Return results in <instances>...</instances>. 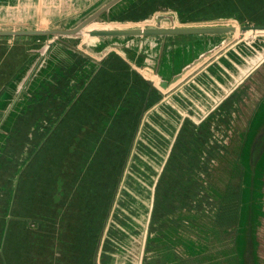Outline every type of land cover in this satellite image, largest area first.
Segmentation results:
<instances>
[{
  "label": "trees",
  "instance_id": "16d2710c",
  "mask_svg": "<svg viewBox=\"0 0 264 264\" xmlns=\"http://www.w3.org/2000/svg\"><path fill=\"white\" fill-rule=\"evenodd\" d=\"M263 2L264 0H123L119 7L105 18L117 21H140L147 18L150 14L170 11L176 13L178 19L184 23L235 19L242 24L264 25V9L261 6ZM249 10L252 11L249 12ZM26 39L36 42L37 40H44V37H27ZM72 41L76 42L77 39ZM40 46L41 44H37L27 49L29 57L28 59L26 58V62L13 73L11 79H7L8 82L0 87V162L7 152L13 134L21 120L40 106H45L43 102L45 99L53 101L47 115L43 118L34 116L32 123L23 124L22 126L25 132L24 135L30 142L28 146L34 144V138L38 140L39 136L38 133L35 135L34 132L30 134L32 128L43 129L41 125L45 121L53 122L48 133L55 136V132L52 133V129L57 126V121L62 120L75 101L81 97L82 101L87 105L81 109L79 115L77 114L72 129L86 132L78 133L73 131L70 134H65L70 136H68L70 141L68 147L66 146V141L63 145H60V150H57L56 135L51 140L52 144L46 160H39L40 152L37 153L32 161V166L21 177L20 189H34L37 196H54L53 201L55 203L50 206L51 209L49 211L46 209L45 212L50 220L55 221L57 218L63 219L66 216L62 213L63 210L67 211L63 209V206L66 203V199L71 195L66 190L78 185L77 189L83 198L79 197L77 199V196H75L78 206L74 213L76 212L75 220L83 221L80 225L73 227V231L71 230L72 235L68 234L67 225H64V238L70 235L69 239L74 240L72 242L80 256L79 264H98V261L99 263L107 264V260L110 257L107 253L115 251V242L118 235L117 226L132 225L134 223L133 219L131 222L128 221L133 215V210H129L127 205H129L130 201V205L134 210L137 207V204L135 205L137 200L131 197L130 189H134V175L140 171V162H142L145 155H155L157 159L162 156L159 150H163V136L161 138L162 144L153 143L152 138L149 139L148 136L144 135L146 130L138 137L142 117L148 112V106H144V100L149 90L154 91L160 98L162 96L120 54L112 52L98 61L77 49L76 46H71L69 41L66 40V42H57L52 46L45 64L33 78V83L29 85L26 93L20 96L10 114L3 121L4 109L15 96V81L17 82L21 78L22 72L27 70L29 64H25L32 61L34 57L33 49ZM101 48L102 46L98 47V49ZM132 57H135L134 53ZM145 58L144 54L139 55L140 64L144 63ZM109 62H118L122 67L121 69H123L124 75L122 76L117 70L103 72L105 70L104 64ZM261 68L247 79V83H243L237 88L235 93L223 101V104L221 103L222 105L211 112L200 126L196 127L192 120V122L189 121L194 140L201 136L199 130L208 126V128L216 132L218 122L222 124L220 131L223 135L221 139L218 137V139L212 140L213 143L217 142L218 145L222 146V148L218 149L219 155L215 154L213 157V175L220 174L222 177V186L218 189H223L225 192H235L234 211H236V217L230 224L224 226H219L220 224L217 225L214 221L212 228H208V234L203 239L202 225L196 223L197 221L199 222V219H191L189 216L190 212H194L192 213L193 216H195L194 214H199L201 212L200 209L188 210L189 212H186L185 209L169 211L171 214L177 211L178 213H175L176 219L179 223L183 220L184 222L180 225H173L172 220V223L162 225V229L157 230L159 225L156 226L154 231L150 229L152 225H149V242L143 260L145 264H149L152 258L155 260L161 259L163 264H184V262L186 264H252V260H247L249 254L253 255V264H264V252L261 250L262 243L260 241L262 235L260 228L263 225H261L262 222L259 219V215L264 213L262 199L264 197V165L261 171L264 153L257 164L253 182L251 180L252 173L249 155L259 125L264 120L261 109H258L256 114H261L258 118H261L260 121L254 117L255 122L250 121L249 123L253 104L264 95V71ZM109 77H112V81L105 84L106 79ZM94 80L100 85L92 91L95 92L93 98L90 96L89 99L84 100L82 93L88 90L89 86L91 87V83ZM132 86L136 88L130 89ZM132 91H135V94L142 97V99L134 100V95L131 94ZM122 94H126V98H123L122 102L119 103L118 97ZM236 95L241 96L242 99L240 101L243 106L240 109L236 102H232V110L229 111L224 105L229 99H235ZM122 111H126L127 120L120 117ZM131 112L132 114L128 118ZM235 112L236 114H234ZM221 116H229L228 121L221 120ZM235 119L238 120V128L232 125ZM184 122L180 131L185 128ZM256 123L259 124L247 142V140H244V135H249L250 128L254 127ZM107 128L112 130L107 133L108 139L105 141L102 138V133L105 134ZM180 131L156 182L155 198L157 193H159L160 180L163 179V175L166 172L168 173L171 170L169 165L171 156L183 160L182 167L184 164L185 167H183L182 172L187 175L190 174L195 151H199V157L202 156L201 152H203V149L199 150L191 145L190 142L191 147H189L188 152L177 149V147H180L178 144ZM82 138H85V144L83 143L82 146L86 148L87 152L90 146L94 147V151L91 149V152H94L92 156L94 162L90 166V175L86 176L87 161H82L84 154L77 146V143ZM225 139H227L226 142ZM41 142L42 140L40 142L37 141L36 146H40ZM155 147L160 149L155 150ZM66 148V154L64 155ZM75 149V158L71 163L69 159L72 158V153ZM190 152L192 153V160L187 163L186 158ZM62 156H64L63 161L61 160ZM145 165L151 174H154L152 176L154 178L156 174L154 166L150 163ZM20 169H18L17 173ZM196 171H199V169H196ZM30 172H32L31 178L28 176ZM176 173L178 174V172ZM151 174L148 176L150 182L144 181L145 185L153 183ZM125 177L126 180L124 181ZM122 184L127 189L123 188ZM208 187L216 190L214 181L208 184ZM181 189H184V192L186 191L185 183L174 187L175 192L172 197L181 193ZM249 189L253 195L250 205L248 203ZM61 196H65L64 200L60 199ZM244 197H247V203L244 202ZM56 202H59V206ZM259 204H261L260 212L257 215ZM126 207L129 213L123 210ZM250 209H253V223L256 225H245ZM153 211L154 206L152 215ZM169 212H166V215L160 218V220L163 219L162 222L172 217ZM242 212H245L243 217ZM37 216H39V213ZM154 222L158 221L154 219ZM108 225L110 227L107 230L108 236H106L105 230ZM190 225L195 228H192V230L194 229L192 234L187 233L189 230L187 227H190ZM249 229L253 230V246L252 243H249L251 239V237H248V235L250 236ZM56 231L57 229L54 227L53 235L49 236L53 243L50 242L51 244H48L46 242L47 237L46 240L41 241V249L48 248L50 251L51 247L56 246ZM237 231L239 232V241L236 240L237 233L235 232ZM222 232H228L229 236L227 237L229 238L224 241L220 240V233ZM173 233L176 235L174 238H172ZM153 242L156 243L155 247ZM105 244L108 246L107 251L104 249ZM62 246L64 248V245ZM101 247L103 252L98 258V252ZM71 252L74 253V249ZM152 253L153 255H151Z\"/></svg>",
  "mask_w": 264,
  "mask_h": 264
},
{
  "label": "water",
  "instance_id": "95a60500",
  "mask_svg": "<svg viewBox=\"0 0 264 264\" xmlns=\"http://www.w3.org/2000/svg\"><path fill=\"white\" fill-rule=\"evenodd\" d=\"M8 1L11 3L14 2V0ZM25 1L27 5H31L35 0ZM122 1L123 0H98L92 4L94 7L79 20L59 28L41 29L14 27L12 25L0 27V37L7 36L8 39L44 37L42 45L39 48L33 49L34 57L32 61L25 64H29L27 70L22 72V76L17 82L15 81V96L4 109L3 121L10 114L14 104L18 101L20 96L26 93L29 85L33 83V78L45 64L52 46L57 42H66V40L69 41L71 46H76L77 49L93 58L97 57L98 60H101L112 52L120 54L130 63L131 67L148 80L162 96L160 101L151 108L148 114L150 115L157 112L163 114L164 119L167 120L166 126L168 130L163 138V150H159L162 156L157 159L154 155V163L148 161V159L153 160V155H149L151 158L145 155L142 162H140V171L134 175V189H130L131 197L137 200L135 203L137 207L134 210L130 205V201L129 205H127L129 210H133L135 214H133L132 217L129 214L131 219L128 221L131 222L133 219L134 223L132 225L117 226L118 235L115 242V251L107 253L110 255L107 264H122V262L125 264H136L139 260H144L149 242V225L155 200V185L166 164L184 120L189 118L193 122L200 124L211 112L218 108L226 98L235 93L237 88L243 83H247V79H249L255 71L260 67H262L261 70L264 71V25L242 24L237 20L236 22H238V24H234L236 22L224 23L220 21L222 19L184 23L178 19L176 13L170 11L156 12L140 21H117L105 18L113 10L117 9ZM39 3L42 4V2ZM5 4H7V2ZM162 13H170L171 17H167V15L164 16ZM158 15L159 17H156ZM164 18H168L172 24L163 25L162 21ZM153 21H156L155 26L149 24V22ZM114 24L116 25L114 26ZM237 32L239 33L237 41L234 42L230 48V45L227 46L226 52L220 54L216 59H212V61L207 63L202 69L193 73L191 77L185 76L190 73L199 62H203L205 58L211 57L216 51L225 48L226 44H230L231 37ZM248 32L253 35L251 38L249 37L250 39L248 38L249 40H246V34ZM85 34L88 35L91 40L95 41L90 44L83 43L82 37ZM179 36L193 37L194 39L192 40H196L195 43H200L202 46L198 54L195 55L192 60L184 63L181 68L177 70H171L175 61V56L179 51L185 48L179 47L178 45L187 43L181 42L172 44L171 39ZM158 37H161L162 40H159ZM74 39H77V41H72ZM100 46H102V48L98 49ZM133 53L135 54L134 58L132 57ZM140 54H144L146 57L143 64L139 62ZM255 61H257L256 64H253ZM166 65L168 68L167 71L170 73L168 76H165L163 71H161V68ZM143 72L155 75L159 79V86L151 80V77L149 78L147 75H144ZM184 77L186 78L180 82ZM224 79H229L230 88H228L226 84L222 85L221 81ZM202 95L209 96V100L212 101L213 106L207 108L206 101H202V107L200 108L197 106H190V102L195 103L196 100H201ZM159 125L162 126V123H159ZM259 127L252 142L249 154L252 182L254 181L253 177L257 164L264 153V120L260 123ZM158 149L160 148L155 147V150ZM146 163H150L154 166L156 172L154 178H152L154 174H151L145 165ZM143 167H146L147 171L143 169ZM150 174L153 183H151V185H145L144 181L150 182V180H148ZM139 175H142L141 179L138 178ZM125 180L126 177L124 181ZM122 187L126 188L123 184ZM134 192H139L140 196L137 197ZM262 199L264 205V197ZM127 207L123 209L126 213L129 211ZM259 216L262 222L261 225H264V213H261ZM247 218L248 220H246L245 225H256L253 223V209H250ZM109 227L110 225L106 227V236H108L107 230ZM248 232H250V236L247 234L248 237H251L249 243H252L253 246V230L249 229ZM127 251H129L131 255L127 256ZM102 252L103 250L101 247L99 252L100 256ZM247 260H252L253 264V255L249 254ZM98 264L106 263H99L98 261Z\"/></svg>",
  "mask_w": 264,
  "mask_h": 264
},
{
  "label": "flooded vegetation",
  "instance_id": "af4514ba",
  "mask_svg": "<svg viewBox=\"0 0 264 264\" xmlns=\"http://www.w3.org/2000/svg\"><path fill=\"white\" fill-rule=\"evenodd\" d=\"M261 6L264 9V2L261 3ZM251 11L252 10H249V12ZM187 38L193 37L179 36L171 40H185ZM95 59L98 60L97 57H95ZM104 67L105 70H103V72H111L112 70H117L122 74V76L124 75L123 69H121L122 67L118 62L106 63L104 64ZM110 81H112V77L107 78L105 84L110 83ZM99 85L100 84H98L97 81L94 80L93 83H91V87L89 86L88 90L82 93L83 99H89L90 96H92L93 98L95 92L92 91L95 90ZM135 88V86H132L130 89ZM131 94L134 95L133 99L136 101L142 99V97L135 94V91H132ZM118 98L119 103H121V100L123 98H126V94L119 95ZM234 98L235 99H229L224 105V107L229 111L232 110V102H236V105L240 109L243 106V103L240 101L242 99L241 96L236 95ZM78 99L75 101L72 108L67 112L64 118L60 121H57V126L52 129V133L55 132V136H52V134L48 133V130L52 126L51 124H53V122L45 121L41 125L43 129L41 128V130H39L36 127L32 128L30 134L34 132L35 135H37L38 133L39 136L38 140L37 138H34V144L28 146V143L30 144V142L29 139L25 137V132L22 128L23 124L32 123V118L34 116L43 118L45 115H47L49 107L53 101H48L46 99L43 101L45 106H40L39 108L35 109V111L23 118L13 134L7 152L0 162V264H79L80 256L78 254L77 248L73 244L74 240L69 239V236L72 235L73 227L75 225H80V223L83 221L79 219L75 220L76 212L74 213V210L78 206V201L76 200L75 196H77V199H79V197L83 198V196H80V192L77 189L78 185H75L70 190H66L71 194L66 199V203L63 206V209L67 211L63 210L62 213L66 216L63 217V219L57 218L55 220L56 222L50 220L45 212L46 209L49 211L51 209L50 206L55 203V201H53L55 198L54 196H37L34 189H20L21 177H23L25 175V172L28 171L29 167L32 166V161L35 159L38 152H40L39 160H46L52 144L51 140H53L56 135L57 150H60V145H63L65 141L66 146L68 147L70 140L68 138L69 135L66 136L67 134H70L73 131H77L78 133L86 132L80 131L79 129H72L77 114L79 115V113H81V109H83L87 105L82 101L81 97H79ZM159 99L161 98L151 89L149 90L146 99H143L144 106H148V112L142 117L141 124L139 126L140 132L138 135V137H140L142 132L146 130L144 132V135L148 136L149 139L152 138L153 143L156 144H162L163 141L161 140V138L162 136H165V133L168 130L166 126L167 120L164 119L163 114H159L156 112L148 115L151 110L150 107H154ZM258 109H261L262 115L264 116V95L261 99L258 98L257 101L253 104V111H251V113L253 115H256V111ZM131 114L132 112L130 113L128 118H130ZM234 114H236V112ZM120 117L127 120L126 111H122ZM228 118L229 116H221V120H224L225 122L228 121ZM251 118V122H255L254 116ZM189 121H191V119L189 120V118L185 120V128L180 131V137L178 138V144L180 145V147H177V149L188 152L189 147H191V143V145L198 148L199 150L203 149V152H201V155L203 157H199V151H195V154H193V165L190 169V174L187 175L182 172L183 167H185V164L182 167L183 160H179L175 156H171V159H169L171 170H169L168 173L166 172L165 175H163V179L159 182V193H157V197L154 200V211L153 215H151L150 220V225H152V227L150 229L154 231L156 226L158 225L159 226L157 230L162 229V225H168V223H172V220L173 225H180L184 222V220L181 223L178 222V220L176 219V214L178 213L177 211L185 209L186 212H189L198 208L201 210L199 214H194L195 216H193L192 213L194 212H190L191 214L189 216L191 219H199V222L197 221L196 223L202 225V235L204 239L208 234V228H212V223L214 221L217 225L220 224L219 226H224L226 224H230L234 217H236V211H234L235 192H225L223 189H218L220 188V186H222V177L220 176V174L213 175V157L215 154H218V149L222 148V146L220 144L218 145L217 142L213 143L212 140H216L218 139V137L221 139L223 135L220 131L222 124L218 122L216 132L206 126L205 128L199 130V134H201V136L197 140H194L191 132L192 128L189 126ZM202 122L200 124H197L195 122L193 123L194 126L198 127L202 124ZM159 123H162V126H160ZM237 123L238 120L235 119L232 125L235 128H238ZM156 124L158 125V127L156 126ZM110 130L112 129L107 128V130H105L106 133H102V138L105 141L108 139L107 133L110 132ZM41 140V145L36 146L37 141L40 142ZM84 141L85 138L80 139V141L77 143V146L84 154L82 161H87L88 168L85 174L86 176L90 175V166L94 162V159L92 158L94 152H91V149L92 151H94V147L90 146V149L87 152L86 148H83L82 146ZM226 141L227 139H225V142ZM66 150L67 148L65 149L64 155L66 154ZM75 154L76 149L72 153V158L69 159L71 163L74 161ZM63 158L64 156L61 157L62 161ZM190 160H192L191 152L186 158L187 163L190 162ZM18 169L20 170L17 173ZM196 169H199V171H196ZM176 172H178V174ZM28 176L31 178L32 172H30ZM213 181L216 184V190L210 189L208 187V184L212 183ZM181 183L186 184V191L184 192V189H181V193L175 194L172 197V194L175 192L174 187L179 186ZM64 197L65 196H61L60 199L64 200ZM56 204L59 206V202H56ZM171 210H177L175 212L176 214H171V212H169ZM166 212H169L172 217L165 222H162L163 219L160 220V218L163 215H166ZM38 213L39 216H37ZM154 219L158 222H154ZM64 225H67V232L68 234H70L67 238H64ZM153 225L155 226L153 227ZM54 227L57 229L55 233L56 246L51 247L50 251L48 248L41 249V241L46 240L47 237L48 238L46 242L48 244L53 243L49 239V236L53 235ZM188 228L189 230L187 233L192 234V231L195 228L192 225H190V227H187V229ZM192 228L194 229L192 230ZM235 233H237L236 240L239 241V232L237 231ZM175 236V233H173L172 238H174ZM227 236H229L228 232H222L220 233L219 239L224 241L225 239L229 238ZM153 243L155 247L156 243ZM62 245H64V248ZM72 249H74V253L71 252ZM104 249L106 251L108 250L107 244L104 245ZM151 255H153V253ZM151 263L163 264V261L161 259L155 260L154 258H152L149 264ZM137 264L145 263L143 261H140ZM184 264H186V262H184Z\"/></svg>",
  "mask_w": 264,
  "mask_h": 264
},
{
  "label": "rangeland",
  "instance_id": "374dc122",
  "mask_svg": "<svg viewBox=\"0 0 264 264\" xmlns=\"http://www.w3.org/2000/svg\"><path fill=\"white\" fill-rule=\"evenodd\" d=\"M98 0H35L33 3H31L30 6V11L32 12L31 14H28L29 11L25 12L23 15H34L33 19H30L29 21L25 20V22L17 23L14 25H20L19 27H26V28H41V29H50V28H59L66 26L68 24H72L73 22L79 20L82 16H84L86 13H88L94 6L92 5L93 3L97 2ZM42 2V12L38 13L37 8H38V3ZM67 4H69V7H66ZM34 13V14H33ZM157 15V14H156ZM162 15H167V17H171L170 13H162ZM173 15V14H172ZM156 17H159L156 16ZM221 22L224 23H234L236 20L233 19H222L220 20ZM241 23V22H239ZM146 24V23H144ZM151 26L156 25V21L149 22ZM163 25H171L172 22L169 21L168 18H164L162 21ZM238 24V22L234 23ZM116 24H114L115 26ZM120 25V24H118ZM5 25H0V27H4ZM99 27V25H98ZM253 34L247 33L246 34V40H249ZM239 37V33H235L231 37V43L226 44L225 48H222L218 51H216L211 57L205 58L203 62H199L197 66H195L190 73H188L185 76L191 77L193 73H195L197 70L202 69L207 63L212 61V59H216L220 54L224 53L227 51V46L229 48L233 45L234 42L237 41ZM250 37V38H249ZM249 38V39H248ZM83 43H93L95 40H91L88 35H83L82 37ZM194 38H187L185 40L179 39V40H172V44L174 43H181V42H187L183 44H179V47H185L181 51L177 53L175 56V61L173 63L172 69L171 70H177L181 68V66L184 63L189 62L190 60L193 59L195 55L198 54L199 50L201 49L202 44L200 43H195L196 40H192ZM44 40H37L36 42L29 41L27 39H8L7 36H2L0 37V87L8 82L7 79H11L13 76V73L17 71V69L26 62L28 59V52L27 49L30 48L31 46H35L37 44L43 43ZM228 48V49H229ZM3 51V52H2ZM27 58V59H26ZM258 60V59H257ZM163 62V61H161ZM257 61H255L253 64H256ZM167 65L165 67L161 68V71H163L165 76H168L170 73L167 71ZM170 71V70H169ZM144 75H147V77H151V80L159 86V79L150 73L143 72ZM186 77L182 78L180 82H182ZM262 114V113H261ZM261 114H256L253 115L250 113L249 117V123L252 120L251 117H255L256 119L259 118ZM261 119V118H260ZM260 119H258L260 121ZM259 123H256L254 127L250 128V134L249 135H244V140H247V142L250 140L252 137L255 129L257 128ZM158 127V125L156 124ZM260 128V127H259ZM248 131V129H247ZM153 160L148 159L149 162H154L155 159L154 156L152 157ZM264 161L261 166V171L263 169ZM158 168V167H157ZM143 169H146V167H143ZM161 170V168H160ZM139 179L142 178V175L138 176ZM251 190H248L249 193V205L251 204V198L252 194L250 193ZM136 196H140L139 192H134ZM244 202L247 203V197H244ZM260 205L257 207V215L260 212ZM134 214V212H132ZM245 212H242V217L244 216ZM135 215V214H134ZM258 218V217H257ZM262 230V235L260 237V241L262 243L261 250L264 252V225L260 228ZM130 251V250H129ZM127 251L126 255L129 256L131 253ZM100 252V251H99ZM98 252V257H100V253ZM129 253V254H128ZM140 262V260H139ZM122 264H125L122 262ZM137 264V263H136Z\"/></svg>",
  "mask_w": 264,
  "mask_h": 264
},
{
  "label": "crops",
  "instance_id": "0c3cea01",
  "mask_svg": "<svg viewBox=\"0 0 264 264\" xmlns=\"http://www.w3.org/2000/svg\"><path fill=\"white\" fill-rule=\"evenodd\" d=\"M65 1H69V0H65ZM7 2V4H5ZM27 7V8H26ZM66 7H69V4H67ZM28 12V14H31L32 12L30 11V6L27 5L25 0H14L13 3H11L8 0H0V25H5L6 27L8 26H14V27H19L20 25H14L17 23H21V22H25V20L29 21L30 19H32L34 17V15H23L25 12ZM38 13L42 12V4L39 3L38 4V8H37ZM234 77H236L235 75H233ZM237 79V78H235ZM222 85H225L230 88V81L229 79H224L221 81ZM192 96V95H190ZM214 96V94H213ZM197 98V96H196ZM210 97L206 96V95H202L201 96V100H196V102H190V106H197L198 108L202 107V101H206V107H211L213 106L212 101L209 100ZM189 111H193V110H189ZM194 112H198V111H194ZM94 256V254H93ZM138 263V262H136Z\"/></svg>",
  "mask_w": 264,
  "mask_h": 264
}]
</instances>
